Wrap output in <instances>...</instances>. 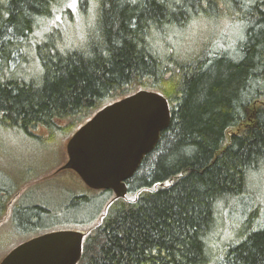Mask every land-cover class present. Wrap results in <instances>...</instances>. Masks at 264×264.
<instances>
[{"label": "trees", "instance_id": "trees-1", "mask_svg": "<svg viewBox=\"0 0 264 264\" xmlns=\"http://www.w3.org/2000/svg\"><path fill=\"white\" fill-rule=\"evenodd\" d=\"M67 2L0 0V136L53 143L141 89L171 112L77 264H264V0H78L38 32ZM16 188L0 180V218Z\"/></svg>", "mask_w": 264, "mask_h": 264}, {"label": "water", "instance_id": "water-1", "mask_svg": "<svg viewBox=\"0 0 264 264\" xmlns=\"http://www.w3.org/2000/svg\"><path fill=\"white\" fill-rule=\"evenodd\" d=\"M171 119L165 96L138 90L98 109L67 139V161L57 170L72 169L93 190H110V203L125 198L126 181L152 152ZM87 232L52 230L13 247L0 264H77Z\"/></svg>", "mask_w": 264, "mask_h": 264}, {"label": "rangeland", "instance_id": "rangeland-1", "mask_svg": "<svg viewBox=\"0 0 264 264\" xmlns=\"http://www.w3.org/2000/svg\"><path fill=\"white\" fill-rule=\"evenodd\" d=\"M77 3L78 0H68L46 26H40L38 32H44L51 23L63 21L64 10L68 11L65 18L78 19ZM68 138L64 136L46 143L23 135L0 136V180L11 188L18 186L0 218V261L19 243L44 232L60 229L88 232L105 214L114 197L113 192L103 202L100 215L94 221L87 225L78 223L91 217L98 204V190L86 186L72 169L57 170L67 161L65 145ZM252 184L249 185L251 188ZM80 196L83 197L80 202L72 204V199L78 202ZM18 201L27 206L40 205L51 212L41 217L36 226L30 222L19 227L10 220L12 204Z\"/></svg>", "mask_w": 264, "mask_h": 264}]
</instances>
